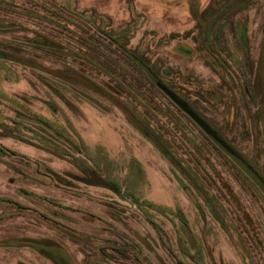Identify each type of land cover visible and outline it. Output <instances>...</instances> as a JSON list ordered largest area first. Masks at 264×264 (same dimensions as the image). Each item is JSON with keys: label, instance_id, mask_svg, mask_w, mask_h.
Segmentation results:
<instances>
[{"label": "rangeland", "instance_id": "1", "mask_svg": "<svg viewBox=\"0 0 264 264\" xmlns=\"http://www.w3.org/2000/svg\"><path fill=\"white\" fill-rule=\"evenodd\" d=\"M1 20L22 52L0 59V264H264L262 190L164 89L264 177V0H0ZM35 33L62 51L17 43Z\"/></svg>", "mask_w": 264, "mask_h": 264}, {"label": "trees", "instance_id": "2", "mask_svg": "<svg viewBox=\"0 0 264 264\" xmlns=\"http://www.w3.org/2000/svg\"><path fill=\"white\" fill-rule=\"evenodd\" d=\"M49 15L50 16H54L53 14H49ZM4 26H6V23L3 20H1V23H0V31H2V30L5 29V28H3ZM11 27H13V24L11 25ZM109 38L112 40V37H109ZM25 39L26 40H24V41L22 39H18L17 40V43H22V42L23 43H28L29 45H31L34 48H43V49H52V50L59 49V50H61L60 48H58L59 45H58L57 42H55L51 38L46 37V36L41 35V34H36L35 33L34 36L26 37ZM85 40H86V44H87L88 41H89V38H85ZM8 45H10V47H14V50H10L9 47H7ZM21 52H22V50L20 49V47L18 46V44H13V42L10 41V40H8V38H5V39L0 38V59H7V58H10L12 56H15L16 58L17 57H21L20 56L21 55ZM83 54H85V53L83 52ZM133 56L135 57L136 56V53H134ZM137 60H139V62H140L138 66L141 67V68H143L145 71L147 70V72H149L148 73L149 75L148 74L147 75L150 76L149 77L150 79H153L154 80L155 78H157L156 75H155V77L152 76V74H151L150 71H152L151 69H153V68L147 62H145L142 58H139V57L137 58ZM95 63L96 64L95 65L92 64L93 66H91V67H95V69L98 68L99 70H101L102 68H101L100 62L99 61L98 62L96 61ZM34 65H38V64H36L34 62ZM107 67H105L104 70L108 69ZM111 69L112 70L108 69L107 72L109 70L112 71V73H111V76H112V79H113L112 80V83L114 85H117V82H116V80H117V81H121V83L123 84L124 83V81H122V78L123 77L122 78L117 77L118 74L121 75L120 72L117 74V73H115L116 72L115 70H117V69H113V68H111ZM148 70H150V71H148ZM58 71H59V73H62L64 75V78H67V79H70V80L73 81V79L71 78L72 77L73 68H69V66L68 67L65 66V68L63 70H58ZM76 71H78V70H76ZM101 71H103V70H101ZM68 76H70V77L68 78ZM78 76L80 78H83L84 74L81 73ZM131 87L132 86H130V84H129V88H131ZM146 137H148V136H146ZM148 138L150 139V137H148ZM151 141H152V138H151ZM162 149L163 148H161V150Z\"/></svg>", "mask_w": 264, "mask_h": 264}, {"label": "water", "instance_id": "3", "mask_svg": "<svg viewBox=\"0 0 264 264\" xmlns=\"http://www.w3.org/2000/svg\"><path fill=\"white\" fill-rule=\"evenodd\" d=\"M161 84V83H160ZM163 86V85H162ZM168 91L171 99H173L193 120L204 130V132L212 139L213 142L228 155L262 190L264 193L263 177L244 160L211 126H209L191 107L188 102L180 99L173 92L164 87Z\"/></svg>", "mask_w": 264, "mask_h": 264}, {"label": "flooded vegetation", "instance_id": "4", "mask_svg": "<svg viewBox=\"0 0 264 264\" xmlns=\"http://www.w3.org/2000/svg\"><path fill=\"white\" fill-rule=\"evenodd\" d=\"M133 55H134V52H133ZM137 65V64H136ZM138 66V65H137ZM152 71H150V72H153L154 70L153 69H151ZM106 71H107V69H106ZM114 71V70H113ZM116 72L115 73H119L117 70H115ZM116 74V75H117ZM114 76V75H113ZM117 77H119L118 75H117ZM158 83L157 84H159V83H161V81H157ZM187 90H182L181 91V93H178L177 91H175V93L179 96V98L180 99H182V100H184V101H186V102H188V104H189V106L191 107V109H193L196 113H197V111L193 108V106L191 105L192 103V100L189 98V97H187V92H186ZM168 96V95H167ZM169 97V96H168ZM105 98H106V96H105ZM169 98H171V97H169ZM182 112H184V114L186 115V116H188L190 119H192L193 120V118H191V116H189V114L188 113H186L183 109H182ZM198 114V113H197ZM199 115V114H198ZM200 116V115H199ZM201 118H202V116H200ZM209 126H211L221 137H222V135L219 133V131L214 127V126H212V124H210L208 121H206L204 118H202ZM194 121V120H193ZM195 122V121H194ZM196 123V122H195ZM197 124V123H196ZM198 125V124H197ZM199 126V125H198ZM200 127V126H199ZM201 128V127H200ZM224 140H226L224 137H222ZM227 143H228V141H226ZM256 171H257V169L254 167V165L250 162V161H248V159H245ZM251 179V178H250ZM263 179H264V177H263ZM252 180V179H251ZM253 181V180H252ZM254 182V181H253ZM255 183V182H254ZM256 184V183H255ZM257 185V184H256ZM258 186V185H257ZM264 194V193H263Z\"/></svg>", "mask_w": 264, "mask_h": 264}]
</instances>
